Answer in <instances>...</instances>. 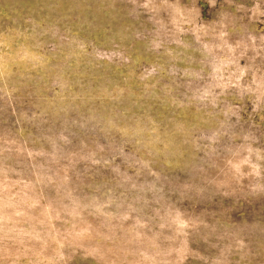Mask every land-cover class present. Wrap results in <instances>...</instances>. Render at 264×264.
I'll use <instances>...</instances> for the list:
<instances>
[{
    "label": "rangeland",
    "instance_id": "374dc122",
    "mask_svg": "<svg viewBox=\"0 0 264 264\" xmlns=\"http://www.w3.org/2000/svg\"><path fill=\"white\" fill-rule=\"evenodd\" d=\"M0 264H264V0H0Z\"/></svg>",
    "mask_w": 264,
    "mask_h": 264
}]
</instances>
